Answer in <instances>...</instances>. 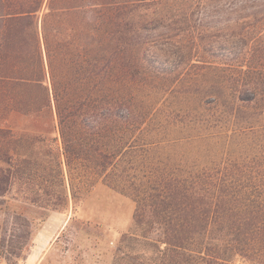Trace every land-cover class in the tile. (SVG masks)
<instances>
[{
    "label": "trees",
    "instance_id": "obj_1",
    "mask_svg": "<svg viewBox=\"0 0 264 264\" xmlns=\"http://www.w3.org/2000/svg\"><path fill=\"white\" fill-rule=\"evenodd\" d=\"M163 1L0 0V198L16 188L58 209L67 195L38 182L63 165L75 201L101 182L134 202L135 227L164 246L157 264H264V0L209 12L217 0H184L173 16L156 13ZM219 30L231 33L208 36ZM208 68L219 85L200 80ZM163 80L160 93L188 95L173 108V167L134 144L139 90L152 100Z\"/></svg>",
    "mask_w": 264,
    "mask_h": 264
},
{
    "label": "rangeland",
    "instance_id": "obj_2",
    "mask_svg": "<svg viewBox=\"0 0 264 264\" xmlns=\"http://www.w3.org/2000/svg\"><path fill=\"white\" fill-rule=\"evenodd\" d=\"M183 1H163L155 7L156 13L173 16L176 11L185 9ZM196 3L197 0L189 2V6L193 7L191 10H198L194 7ZM224 3L225 1L217 0L211 4L213 7H206L204 11H222ZM214 20L218 21L217 27L220 29L224 24L220 13ZM230 33L222 30L209 31L208 36L221 37ZM167 40H170V45H163L164 48L158 45V48L163 49L164 53H170L173 58V30L165 28L158 43L164 44L163 41ZM234 42L237 43V40ZM198 56L201 55L194 52L193 60H197ZM192 73L193 76L175 83L176 90L185 91L190 80H198L195 78L197 73ZM201 73L203 76L200 80L208 85H219L223 80V76L216 70L208 68ZM157 84L158 94L153 95L152 100L149 99L148 92L145 94L143 89L139 90L146 116L143 118L145 123L142 132L136 133L137 141L134 144L145 157V164L161 167L168 164L173 167V135L177 134L173 133V108L176 103L184 107V99L188 95L174 94L173 97V89L171 94L159 92L162 86L173 88V80L158 81ZM29 170L30 167L26 166L27 174ZM45 170V177L38 182L39 186L52 189L61 196L67 195V201L58 209L49 210L26 203L16 188L1 197L0 247L5 256H0V264H157L160 258L158 250L164 246L159 243L157 232L143 237V230L135 227V204L130 198L100 182L75 201L65 167L62 165L61 175L57 174V169L52 165H47ZM30 171L32 173L33 169ZM149 171L150 169L143 168L141 174L148 176ZM28 178L30 177L26 175L27 180ZM76 185L75 181L74 186ZM23 244L26 248L16 257L15 254Z\"/></svg>",
    "mask_w": 264,
    "mask_h": 264
}]
</instances>
